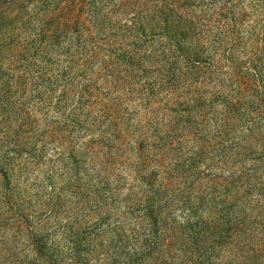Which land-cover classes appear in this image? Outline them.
<instances>
[{"label": "rangeland", "instance_id": "1", "mask_svg": "<svg viewBox=\"0 0 264 264\" xmlns=\"http://www.w3.org/2000/svg\"><path fill=\"white\" fill-rule=\"evenodd\" d=\"M3 2L0 264H264V0L93 50Z\"/></svg>", "mask_w": 264, "mask_h": 264}, {"label": "trees", "instance_id": "2", "mask_svg": "<svg viewBox=\"0 0 264 264\" xmlns=\"http://www.w3.org/2000/svg\"><path fill=\"white\" fill-rule=\"evenodd\" d=\"M191 1L199 0H4L2 6L39 16L38 36L51 47L74 41L80 49L83 42L89 41L93 50L97 44L116 45L110 33L114 29L134 35L135 45L137 38L153 27L164 38L173 32V27L179 32L191 31L192 25L182 20L187 18L186 8L194 5H188ZM175 43L183 48L187 44L183 39ZM162 244L169 246L166 239Z\"/></svg>", "mask_w": 264, "mask_h": 264}]
</instances>
